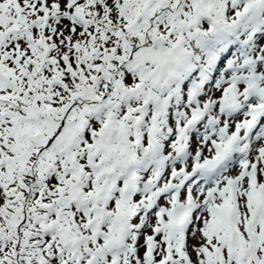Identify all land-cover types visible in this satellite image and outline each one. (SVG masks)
Segmentation results:
<instances>
[{"label": "snow or ice", "instance_id": "snow-or-ice-1", "mask_svg": "<svg viewBox=\"0 0 264 264\" xmlns=\"http://www.w3.org/2000/svg\"><path fill=\"white\" fill-rule=\"evenodd\" d=\"M0 264H264V0H0Z\"/></svg>", "mask_w": 264, "mask_h": 264}]
</instances>
